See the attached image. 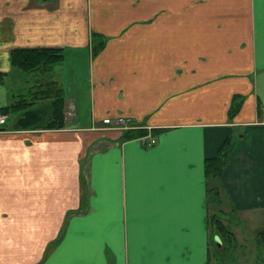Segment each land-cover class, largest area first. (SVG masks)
Masks as SVG:
<instances>
[{
  "label": "crops",
  "instance_id": "crops-1",
  "mask_svg": "<svg viewBox=\"0 0 264 264\" xmlns=\"http://www.w3.org/2000/svg\"><path fill=\"white\" fill-rule=\"evenodd\" d=\"M16 46L63 48L64 125L0 126V264H210L209 200L264 231V0H0V106Z\"/></svg>",
  "mask_w": 264,
  "mask_h": 264
},
{
  "label": "trees",
  "instance_id": "trees-1",
  "mask_svg": "<svg viewBox=\"0 0 264 264\" xmlns=\"http://www.w3.org/2000/svg\"><path fill=\"white\" fill-rule=\"evenodd\" d=\"M94 40L93 52H96L103 44L104 37L97 32H92ZM63 56V48L56 46H16L9 49L8 59L12 67L19 71L34 73L43 72L45 76L54 64ZM6 75L0 72V82ZM28 85L23 84L21 89L9 94V102L1 106L5 113L15 112L17 115L14 125L17 128H61L64 125L63 92L53 78H44L43 75H35ZM235 103V102H234ZM231 104V112L235 104ZM134 129H126L123 138L145 133L140 124L131 123ZM138 125V126H137ZM215 167L208 165V173H214ZM218 222V220H217ZM219 229L223 226L218 222ZM259 243L263 246L262 256L258 257L256 264H264V231L258 233Z\"/></svg>",
  "mask_w": 264,
  "mask_h": 264
},
{
  "label": "rangeland",
  "instance_id": "rangeland-1",
  "mask_svg": "<svg viewBox=\"0 0 264 264\" xmlns=\"http://www.w3.org/2000/svg\"><path fill=\"white\" fill-rule=\"evenodd\" d=\"M23 71H21L22 73ZM28 74L29 72H23ZM15 112L8 113V120L4 124L11 125L14 121ZM17 115V114H16ZM208 198H211V192L208 195ZM217 209L227 210L228 205L223 202L218 208L213 204L211 200L208 202V228H209V259L210 264H253L254 261L251 257L259 256L262 253V249L260 246H257L255 238L257 237L258 233H255L257 230V226H259V222L255 218L250 217H240L237 216V213H232L230 216L227 217H217L216 215L220 216L221 213ZM216 213V215H215ZM217 220L223 226V229H219L217 225ZM245 220V221H244ZM248 220H251L250 224H248ZM261 224V223H260ZM230 228L235 229L236 237L234 238L233 232ZM262 228V227H260ZM259 231V230H258ZM218 234L221 240V248L217 247L215 244L216 242L213 240V235ZM234 238V239H233ZM232 241H236V244H240L243 242L246 244V249H238L234 247V245L230 244ZM219 249V250H218ZM215 250L221 251L222 257L219 258L220 260L216 262L215 260ZM250 255V256H249ZM233 257V261H227L228 257ZM249 256V258H248ZM251 257V259H250ZM232 260V259H231Z\"/></svg>",
  "mask_w": 264,
  "mask_h": 264
},
{
  "label": "built area",
  "instance_id": "built-area-1",
  "mask_svg": "<svg viewBox=\"0 0 264 264\" xmlns=\"http://www.w3.org/2000/svg\"><path fill=\"white\" fill-rule=\"evenodd\" d=\"M8 120V114L3 112L0 107V126L4 125ZM102 122L106 125L113 126V127H130L131 124H128L127 119L122 116H115V117H103ZM150 141H153V138H150Z\"/></svg>",
  "mask_w": 264,
  "mask_h": 264
},
{
  "label": "water",
  "instance_id": "water-1",
  "mask_svg": "<svg viewBox=\"0 0 264 264\" xmlns=\"http://www.w3.org/2000/svg\"><path fill=\"white\" fill-rule=\"evenodd\" d=\"M214 240H215V242H216L217 244H219V243H220V241H219V238H218V236H217V235H215V236H214Z\"/></svg>",
  "mask_w": 264,
  "mask_h": 264
}]
</instances>
